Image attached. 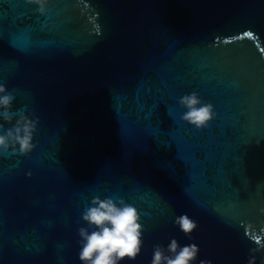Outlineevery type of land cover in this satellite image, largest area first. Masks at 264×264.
I'll use <instances>...</instances> for the list:
<instances>
[{
  "label": "water",
  "instance_id": "obj_1",
  "mask_svg": "<svg viewBox=\"0 0 264 264\" xmlns=\"http://www.w3.org/2000/svg\"><path fill=\"white\" fill-rule=\"evenodd\" d=\"M37 8L0 0V83L40 119L30 154L0 155V264H81L96 196L141 214L142 252L122 264L172 238L199 247L195 264H247L264 237V0ZM193 91L216 114L199 130L178 104Z\"/></svg>",
  "mask_w": 264,
  "mask_h": 264
},
{
  "label": "clouds",
  "instance_id": "obj_2",
  "mask_svg": "<svg viewBox=\"0 0 264 264\" xmlns=\"http://www.w3.org/2000/svg\"><path fill=\"white\" fill-rule=\"evenodd\" d=\"M37 5V11L43 15L47 11L49 0H26ZM15 90L9 91L0 83V155L27 156L34 148V134L40 119L29 116L25 109H13ZM178 104L183 112L181 119L195 129H203L215 118L214 106L203 101L198 92L181 96ZM5 123L11 127L5 128ZM264 211V209H262ZM87 227H80L78 257L81 264H122L125 260L134 261L142 252L144 225L139 210L124 199L106 196L94 197L90 205L81 213ZM174 224L185 235L198 227L196 221L187 214L175 218ZM91 229V230H90ZM256 245L249 250L247 264H257V253H264V237H253ZM200 249L195 244L181 246L172 238L167 246L153 245L151 264H195ZM199 264H212L210 260H200ZM260 264H264V258Z\"/></svg>",
  "mask_w": 264,
  "mask_h": 264
}]
</instances>
